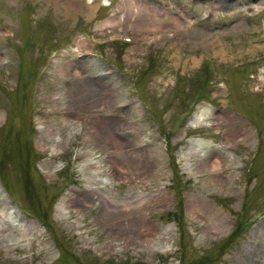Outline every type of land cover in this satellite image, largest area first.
I'll use <instances>...</instances> for the list:
<instances>
[{
	"label": "rangeland",
	"instance_id": "1",
	"mask_svg": "<svg viewBox=\"0 0 264 264\" xmlns=\"http://www.w3.org/2000/svg\"><path fill=\"white\" fill-rule=\"evenodd\" d=\"M0 264H264V0H0Z\"/></svg>",
	"mask_w": 264,
	"mask_h": 264
},
{
	"label": "bare ground",
	"instance_id": "2",
	"mask_svg": "<svg viewBox=\"0 0 264 264\" xmlns=\"http://www.w3.org/2000/svg\"><path fill=\"white\" fill-rule=\"evenodd\" d=\"M128 3H132V2H128ZM133 4V3H132ZM133 6V5H132ZM128 8V6H127ZM133 9V8H132ZM137 9V8H136ZM139 10V9H138ZM148 10V9H147ZM152 11V10H151ZM136 12V11H135ZM138 13V12H136ZM139 14V13H138ZM136 15V14H135ZM140 15V14H139ZM149 16V15H148ZM154 17V16H153ZM150 18V17H149ZM147 20V19H146ZM149 20V19H148ZM140 21V20H139ZM152 21V20H151ZM163 23V21L161 22ZM168 24V23H167ZM143 26V25H142ZM141 26V27H142ZM143 28V27H142ZM81 89V84L80 86L78 87L77 86V89H73V92H74V95L76 94V92H79V90ZM91 192L92 189L90 190ZM72 193V192H71ZM81 198H79V193L78 195L74 194V195H70L66 198V200H63V205L65 206L66 205V202L69 203L68 205L71 206V208H74L76 211H80L83 212L86 208L88 207H93L96 205V199L97 198H92L90 195H89V191L87 189H82L81 190ZM133 202V201H132ZM103 204V203H102ZM142 202L140 199H136L134 200V205H133V209L134 210H139V211H142V206H141ZM106 208L110 211H112L116 206H119V205H116V206H112L108 203H105ZM68 206V207H69ZM123 208H126L127 207V204L125 203L123 206ZM65 208H67L65 206ZM101 209L99 210L100 212H102L104 209H103V205L100 207ZM132 208V207H131ZM68 209V208H67ZM76 213V212H75ZM104 213V212H103ZM99 214V213H98ZM102 214V213H101ZM108 215V214H107ZM118 214H116L114 217L110 216L109 217L111 219L115 218L114 220H112V223H108L107 226L110 227V229L116 231V232H111L110 234H120V235H125L127 237H131V238H137L139 236H146L148 234H150L149 231H146V228L140 230V226L141 225H144L143 222L140 223V225L138 223H134V222H131V221H127V225L126 224H123L121 225V223L117 222L116 221V217L118 218ZM102 217V216H101ZM105 221H107L106 219H104ZM114 221V222H113ZM142 227V226H141ZM151 235V234H150ZM149 236V235H148Z\"/></svg>",
	"mask_w": 264,
	"mask_h": 264
},
{
	"label": "trees",
	"instance_id": "3",
	"mask_svg": "<svg viewBox=\"0 0 264 264\" xmlns=\"http://www.w3.org/2000/svg\"><path fill=\"white\" fill-rule=\"evenodd\" d=\"M172 172L174 173V170H172ZM173 217H174V214H173V213H170V219H171V221H174V220H173ZM238 227H239V224L237 223V224H236V229H238ZM236 229H235V230H236Z\"/></svg>",
	"mask_w": 264,
	"mask_h": 264
}]
</instances>
